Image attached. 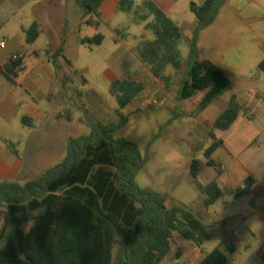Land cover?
I'll return each instance as SVG.
<instances>
[{
  "label": "trees",
  "instance_id": "16d2710c",
  "mask_svg": "<svg viewBox=\"0 0 264 264\" xmlns=\"http://www.w3.org/2000/svg\"><path fill=\"white\" fill-rule=\"evenodd\" d=\"M76 1L83 8L84 17L90 16L87 23L98 27L100 22L94 21L93 16L101 17L100 7L105 0ZM225 1L190 2L197 26L190 40V69L179 98L187 100L198 91H206L200 104L202 111L234 88L220 68L208 60H199L200 33L216 21ZM119 9L133 13L138 23L154 18L146 24L154 39L143 41L137 54L155 77H164L168 66L176 70L182 68L179 50L182 30L154 1H145L135 8L133 0H121ZM26 35L27 43H34L39 37L38 24L26 30ZM102 40L103 36L97 34L92 40L82 39L81 42L101 44ZM51 61L64 86L67 76L63 71L71 63L65 58L63 47L51 55ZM23 70V59H11L4 66L7 77H17ZM144 89L142 82L127 78L116 80L111 91L122 110ZM243 110L238 97L232 96L227 109L216 119L214 130L231 129ZM118 115L119 122L112 124L91 118V134L71 138L65 158L39 179L25 185L0 181V208L8 207L13 223L6 246L0 247V264H160L176 248L175 234L199 249L211 239L208 226L193 211L183 205L168 209L166 193L138 186L136 177L145 168L149 156L144 158L133 142L114 137L129 123L127 115L121 111ZM28 120L24 118L23 123ZM210 137L213 143L205 156L208 165L216 167L211 157L223 145V140H217L213 131ZM201 170L202 165L194 161L191 173L206 196L204 204L209 207L220 199L221 190L216 180L206 185L200 183ZM251 182L253 179L248 178L243 193L250 192ZM27 212L37 214L34 224L25 232L24 220L20 217ZM229 251L234 253L235 246L231 245ZM179 254L178 251L176 257ZM200 264L228 262L220 249H214Z\"/></svg>",
  "mask_w": 264,
  "mask_h": 264
},
{
  "label": "rangeland",
  "instance_id": "374dc122",
  "mask_svg": "<svg viewBox=\"0 0 264 264\" xmlns=\"http://www.w3.org/2000/svg\"><path fill=\"white\" fill-rule=\"evenodd\" d=\"M120 1L103 2L99 27L85 24L81 32L68 33L64 56L71 65H66L64 71L66 80H72V122L59 126L61 129L43 142L44 149L38 150V164L34 168H26L21 180L10 182L25 185L39 179L44 172L65 158L69 138L91 134V118L102 124L118 123V112L121 111L128 116L129 123L114 137L133 142L144 158L149 156L145 168L136 177L138 186L166 193L169 197L168 209L183 205L197 214L211 233L205 248L209 251L220 249L226 255L228 264H234L235 260L237 264H264L260 245L251 241V248L246 249L243 234L235 230L234 225L223 223L229 208L222 203L209 207L204 204L206 196L199 190L191 173L194 161L205 167V153L213 143L210 133L213 131L217 140L224 137V132L214 130V124L229 106L231 97L236 95L250 102L258 94L264 96V67L261 66L264 61V0H226L216 21L201 31L199 60H208L220 68L234 85L233 90L226 92L203 111L200 104L206 91H198L187 100L179 98V91L190 69V40L197 26L190 2L202 4L205 0H150L162 8L183 33L179 43L182 68L176 70L168 66L162 78L155 77L149 66L142 63L136 54L137 47L144 40L154 38L153 33L146 28L145 23L136 22L133 13L121 11ZM145 1L148 0H133L135 8ZM54 16L52 12L47 13V18L57 21L55 24L58 27L64 16L68 32L77 17L71 8H64ZM97 19L94 15L93 20ZM153 19L150 17L146 23ZM97 34L103 36L101 44L81 43L82 39L92 40ZM41 46L45 50L52 47L47 46L46 41ZM115 77L117 80H138L145 85L144 91L122 110L111 91ZM243 113L249 114L247 109ZM156 136L158 138L154 140ZM37 143L31 141L33 146ZM173 149H179L182 158L171 161L166 159ZM20 151L26 159L24 145ZM236 164L233 163L231 169ZM210 170L218 172V168ZM198 181L206 185L214 181V176L204 171ZM223 197L225 201L229 199L226 194ZM36 214L27 212L21 215L25 232L34 224ZM12 231L13 223L5 205L0 208V247L6 246ZM234 237L240 242L236 243V252L230 254L227 249L234 243ZM170 263L166 258L160 264Z\"/></svg>",
  "mask_w": 264,
  "mask_h": 264
},
{
  "label": "crops",
  "instance_id": "0c3cea01",
  "mask_svg": "<svg viewBox=\"0 0 264 264\" xmlns=\"http://www.w3.org/2000/svg\"><path fill=\"white\" fill-rule=\"evenodd\" d=\"M64 8L73 9L77 16L69 32L64 16L59 27L55 24L57 21L47 18V13L52 12L56 17ZM100 12L99 26L101 7ZM89 19L90 16L84 17L83 8L76 0H0V181L21 180L26 168L38 164L36 158L38 150L44 149L43 142L60 130L59 126L72 122V80L67 79L62 85L51 55L61 47L64 49L68 33L81 32ZM34 23L39 26V37L29 44L26 30ZM4 40L6 48L1 47ZM43 41L52 47L43 49ZM21 52L24 53V70L17 77H7L4 66L9 64L13 54ZM116 80L115 77L113 83ZM238 100L249 114L243 110L232 128L224 132V137L219 139L223 140V145L211 157L216 167L209 166L207 159L200 175L210 172L218 182L221 197L215 204L222 203L229 208L223 223L234 225V229L243 234L246 249L251 248V241L258 243L264 259V96L258 94L250 102ZM24 118L29 119L26 124ZM31 141L39 142L38 146H33ZM23 145L26 159L20 151ZM233 163L237 164L231 169ZM212 168H218V172L213 173ZM248 178L253 179L250 192L243 193ZM225 194L229 196L227 201L223 199ZM175 241L176 248L167 258L170 264H200L206 254L213 251L207 250L205 245L199 249L179 234H175ZM233 242L231 245L236 252V243L240 241L234 237ZM178 251L180 254L176 257ZM233 263L237 264V260Z\"/></svg>",
  "mask_w": 264,
  "mask_h": 264
},
{
  "label": "clouds",
  "instance_id": "9594fccd",
  "mask_svg": "<svg viewBox=\"0 0 264 264\" xmlns=\"http://www.w3.org/2000/svg\"><path fill=\"white\" fill-rule=\"evenodd\" d=\"M182 158V153L180 152L179 149H173L168 156H166V159L168 160H175V159H180Z\"/></svg>",
  "mask_w": 264,
  "mask_h": 264
},
{
  "label": "built area",
  "instance_id": "2783aa9c",
  "mask_svg": "<svg viewBox=\"0 0 264 264\" xmlns=\"http://www.w3.org/2000/svg\"><path fill=\"white\" fill-rule=\"evenodd\" d=\"M6 46H7V41L6 40H4L2 43H1V47L2 48H6ZM24 58V53H15V54H13L12 55V60H14V61H17V60H20V59H23Z\"/></svg>",
  "mask_w": 264,
  "mask_h": 264
}]
</instances>
